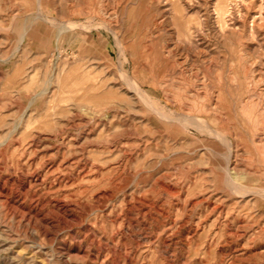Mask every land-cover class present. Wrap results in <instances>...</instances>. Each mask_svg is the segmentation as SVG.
Listing matches in <instances>:
<instances>
[{
    "label": "rangeland",
    "instance_id": "rangeland-1",
    "mask_svg": "<svg viewBox=\"0 0 264 264\" xmlns=\"http://www.w3.org/2000/svg\"><path fill=\"white\" fill-rule=\"evenodd\" d=\"M0 264H264V0H0Z\"/></svg>",
    "mask_w": 264,
    "mask_h": 264
},
{
    "label": "bare ground",
    "instance_id": "bare-ground-1",
    "mask_svg": "<svg viewBox=\"0 0 264 264\" xmlns=\"http://www.w3.org/2000/svg\"><path fill=\"white\" fill-rule=\"evenodd\" d=\"M237 1V0H236ZM244 1V0H243ZM258 1V0H257ZM216 3V2H215ZM229 3V2H228ZM227 3V4H228ZM238 3V2H237ZM247 3V2H246ZM219 4H220V1H219ZM219 4H217V5H219ZM243 4V3H242ZM231 5V4H230ZM241 5V4H240ZM228 6V5H227ZM237 6V5H236ZM239 6V5H238ZM217 8V7H216ZM215 8V9H216ZM230 8V7H229ZM233 8V7H232ZM220 9V8H219ZM227 10H228V8H227ZM226 8H225V6L223 5L222 6V8H221V14H224L226 11ZM216 11V10H215ZM230 11V10H229ZM256 11V10H255ZM227 13V12H226ZM226 13H225V15H226ZM241 13V12H240ZM256 13V12H255ZM250 14V13H249ZM230 15V14H229ZM228 15V16H229ZM245 15V14H244ZM224 16V15H223ZM227 16V15H226ZM233 16V15H232ZM231 17V16H230ZM226 18V17H225ZM224 18V19H225ZM229 18V17H228ZM242 18V17H241ZM229 19H231V18H229ZM233 19V18H232ZM225 20H227V19H225ZM258 20H260V18H258V16L256 15H252V20L251 21H249L248 22V30L253 34V35H256V33H257V31L258 30H261V24H260V21H258ZM218 21H219V18H218ZM233 21V20H232ZM232 23V22H231ZM230 23V24H231ZM242 23H243V21H242ZM263 23V22H262ZM233 24V23H232ZM224 25V24H223ZM228 25V24H227ZM222 27V26H221ZM243 27H245V26H243ZM221 31V30H220ZM222 31H223V28H222ZM226 32V31H225ZM251 34V35H252ZM185 35L187 36V34L185 33ZM191 38V37H190ZM255 38H257V36H255ZM186 39H187V37H186ZM187 40H189V39H187ZM186 40V41H187ZM186 41H185V43H186ZM96 88V87H95ZM97 89V88H96ZM178 116H181L180 114H178ZM191 116V115H190ZM185 119L186 120H188L189 118L188 117H185Z\"/></svg>",
    "mask_w": 264,
    "mask_h": 264
}]
</instances>
